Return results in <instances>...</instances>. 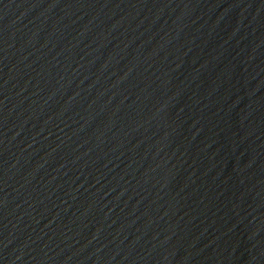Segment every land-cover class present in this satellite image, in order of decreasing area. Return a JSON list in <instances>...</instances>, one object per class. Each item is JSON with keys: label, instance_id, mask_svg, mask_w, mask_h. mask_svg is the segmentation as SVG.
<instances>
[{"label": "water", "instance_id": "obj_1", "mask_svg": "<svg viewBox=\"0 0 264 264\" xmlns=\"http://www.w3.org/2000/svg\"><path fill=\"white\" fill-rule=\"evenodd\" d=\"M264 54V0H0V264H207Z\"/></svg>", "mask_w": 264, "mask_h": 264}]
</instances>
